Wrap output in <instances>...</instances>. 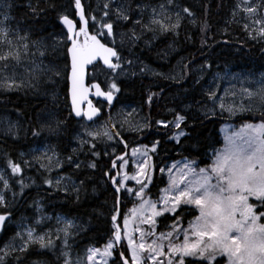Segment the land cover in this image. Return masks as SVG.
<instances>
[{
  "label": "snow or ice",
  "instance_id": "1",
  "mask_svg": "<svg viewBox=\"0 0 264 264\" xmlns=\"http://www.w3.org/2000/svg\"><path fill=\"white\" fill-rule=\"evenodd\" d=\"M110 2L111 0H108L103 5L104 17L109 15L107 9ZM73 3L75 8L73 15L79 17L78 22L70 19L69 15L65 13L58 14L59 22L66 29L65 39L71 42L70 46L64 45L66 52L63 55L70 56L71 60L70 69L68 64L64 63L65 79L69 80L71 84V112L76 117L83 116L91 121L98 114L99 109L87 99L90 88L94 89V95L103 97L108 104H111L114 93L120 91L115 82L117 77L113 74H116L118 69L121 70L119 75H125V73L122 70L118 51L114 47L108 46L107 42V38L113 37V22L97 20L95 16H91L92 27L96 31L89 35L88 14H86L81 0H73ZM166 4L172 5L173 0H166ZM241 4H243L242 9ZM28 7L33 16L37 17V7L30 3ZM145 7L149 6L138 5L141 14ZM150 7L151 14L148 21L141 24V20L137 19L133 21V24H141L143 30L151 31L154 35L157 32H176L183 19L181 13L193 17V13L187 7L174 13L165 6V3ZM11 8L12 5L7 3V0H0V89L11 91L19 89L22 85L31 87L32 84L28 77L38 79L36 76L38 71H51L53 75L60 76L61 69L58 65H53L51 68L45 66L44 69H41L42 61L37 63L35 60L37 54L43 57L47 51L48 46L42 40H30L27 31L22 34L18 26L15 28L9 26L8 22L13 19L9 14ZM241 10L246 14L243 17L245 23L242 27L248 38L264 42V0H258V2L257 0H252V2L240 0V3L236 4L233 9V17L237 16L238 11ZM128 12L129 9L124 5L113 9V14L119 21H128ZM173 15L175 16L174 20L172 19ZM190 22L194 24L196 21L191 19ZM77 23H79V28H77ZM97 25H99L98 28ZM257 25L259 27H256ZM207 27L206 23L202 24L201 32ZM130 32V38L133 41L140 38L134 28L130 29ZM119 35L121 43H123L125 33H119ZM81 36H83L82 41L78 39ZM98 36L105 37L106 42L102 43ZM110 42L115 44V39L113 38ZM59 46L60 42L53 45V50ZM261 51H264V48ZM97 60L102 62L107 71L102 69L100 64H94V61ZM22 61L30 63L32 67L31 69L24 67L21 74L17 72V68L22 66ZM125 62L131 63L130 61ZM89 65L93 67L87 69L88 71L106 77L107 90H102L97 83L85 86L86 68ZM18 76H21L19 82L17 81ZM215 79L220 81L225 77L217 73ZM230 79L239 80L243 84L246 78L242 79L239 74H233ZM255 83L258 85L255 92H249L247 87H242L239 94L235 91L229 93V90L225 89V95L230 94L233 97L239 95L241 99L244 96L254 97V102L264 107V73L260 74V79ZM152 95L150 94L147 98L149 103L152 100ZM53 98H55V93H53ZM208 98L212 101L213 107L207 108L206 114L214 115L217 105L221 113L227 111L230 115L246 110L243 103L237 104L235 100L226 102L223 97H217L215 90L209 92ZM85 102L87 108L83 110L81 105ZM185 107H190V105H185ZM186 115L187 113L175 116L172 121L174 128H181V122L185 121ZM60 123L57 121V127ZM157 123H161V121H157ZM12 127L14 125L9 126L8 132L12 131ZM147 127L150 125L145 121L143 124L132 125L131 130L140 131ZM184 127L187 128L188 124L185 123ZM85 134L93 139L103 136L108 141L119 136L118 132L113 133L106 125L103 132L86 129ZM33 135H39V132L33 131ZM181 136L191 139L184 129L173 132L170 138L179 142ZM81 143H89V141H81ZM157 143L159 141H154L151 149L147 145L132 148L131 157L135 164V170L131 175L118 171L116 176H119L120 179L117 180L115 176H109L108 172L104 173L105 176H109L113 187L114 204L110 216L113 227L102 248L89 247L84 257L70 260L69 239L75 225L71 221H64L60 217L56 218L57 223L62 225V227L56 228V238L61 239L63 245L60 254L65 258L64 264H87V262L97 264V256L100 257L102 264H109V261L111 264H186V258H191L187 264H225L224 261L218 260V257L226 258V264H256L254 252L249 250L245 256L243 250L249 245V237L255 230H264V224L258 223L264 219V123L258 125L248 123L238 131L225 134L224 145L222 148L214 150L210 165L200 167L194 160L187 161L185 158L183 167L176 175L173 173L177 169L178 163L160 167L159 173H167L169 184L167 188L161 190L162 194L158 199L151 200L146 198L149 186L152 184L154 171V166L151 168L149 166V160H151L149 151L155 153ZM125 148H127L126 144ZM92 155L99 156V153L93 152ZM48 159L51 161L52 157H48ZM116 159L121 161L120 169L129 163L125 159V155L117 156ZM7 164L13 174L21 172L19 164L13 163L11 160H8ZM55 166H60L59 160L56 161ZM74 166L79 168L80 164L76 162ZM96 166L95 162L88 165L90 168H96ZM111 166L112 168L118 167L115 160L111 162ZM41 167H48L50 170L51 166L42 164ZM129 180L135 181L139 188L134 189L126 186L125 182ZM0 181L3 182V188H9L8 180L3 174H0ZM44 182L50 186L53 184L50 179H45ZM19 183L21 189L27 187L22 179ZM60 185L61 179L57 178L55 186L60 187ZM122 191L126 197L138 198L140 203L130 210L131 215L124 214L121 217L123 221L121 226L117 221ZM15 195L16 193H13V196ZM183 206L194 207L198 211V215L189 220L186 227L181 224V217L187 210ZM7 207L5 196L0 192V208L6 209ZM165 213H169L170 216L165 217L162 222L167 223L169 219L173 220L171 230L161 231L157 234L155 230L156 218L164 216ZM10 216L11 213L8 211L0 212V230H3L5 222L9 221ZM42 219H51V217ZM133 222H138L136 227H130ZM40 223L41 219H37L36 224ZM140 225L147 227L143 228ZM16 237H20L19 245L14 243ZM52 237V232L40 234L34 227H25L23 233L17 231L13 241L0 248V264H7L9 257L12 258L14 264H20L21 256L14 254L26 253L32 245H36L40 249L54 248ZM162 257H166V259L162 260Z\"/></svg>",
  "mask_w": 264,
  "mask_h": 264
},
{
  "label": "trees",
  "instance_id": "2",
  "mask_svg": "<svg viewBox=\"0 0 264 264\" xmlns=\"http://www.w3.org/2000/svg\"><path fill=\"white\" fill-rule=\"evenodd\" d=\"M127 1L142 4L152 3L155 0ZM174 1L180 9L189 8L193 17H188L186 13H183V20L176 32L170 31L161 35L156 43L155 39L150 37L145 45L140 42L129 48V52L135 59L152 65L156 71L159 70L160 74L151 75L150 79L145 76L118 81L120 103L141 108L140 110L144 109L145 113L147 112L146 118L150 125L144 133L123 134L122 139L126 142L127 148L121 143L118 146L119 154H126L127 149L138 144L151 146L154 141H159L157 150L153 153L154 177L147 191L152 199H158L161 190L166 186V179L159 173V168L167 162L186 158L194 160L200 167L210 165L214 150L220 149L224 145L221 134L223 125L233 124L238 127L257 121L264 123V110L248 111L237 117L221 113L206 114V109L211 104L206 84L214 74L227 71L264 73V51H261L264 48V42L248 38L242 27L245 23L243 19L245 14L242 10L238 11L237 16L233 17L232 15L235 5L240 3V0ZM8 3L12 5L9 10V14L13 17L9 21L10 26H18L22 33L27 31L30 40L44 42L55 33H61L63 28L58 19L59 13H65L77 22L76 16L73 15L75 12L73 0H8ZM29 3L37 7V17H34L30 11ZM82 3L86 14H88L90 31L94 34L90 17L94 15L95 0H82ZM41 9L43 11H40ZM191 19H195L196 22L191 23ZM111 21L115 30H125L131 24L124 25L114 17ZM205 23L208 27L201 32V25ZM111 46L122 54V47ZM65 52V50L61 51V54L55 52L57 58H51V51H49L46 59L50 64L55 65L56 63L62 70L63 82L59 90L61 97L59 106L56 107L47 100V102L40 101L31 93L0 91V111L7 114L12 113L14 119L21 125V131L15 138L11 135L0 134V168L11 171L7 164L8 160L22 166L25 154L30 148L40 144L38 141L43 138L42 133L39 140H37L38 135H33V131H40L39 116L51 107L57 109V115L61 122L59 127L53 126L55 136L51 142L65 161L71 158V161H66L61 174L74 178L78 183V189L76 193L53 191L47 188L22 190L18 183L21 176L14 177V174H11L12 189L3 194L8 207L0 208V212L11 213V220L5 226L0 237V248L16 236L15 223L23 218H29L31 222L36 221L39 204L45 208L48 217L61 215L81 222L82 230L70 240L71 248L78 252H82L88 247H102L113 227L110 216L113 210L114 192L109 178L104 173L116 174L119 170L112 168L111 162L115 160L119 166V160L107 156L103 150L91 149V145L71 144L76 132L77 121L71 112L67 116L68 119L67 117L63 118V115L68 114L67 111L70 110L68 80L65 79L66 72L64 70V63L66 62L69 66V59L68 56L63 55ZM124 52L126 55L127 50ZM58 55H62V58L59 59ZM177 60L182 64V72L186 67L188 71L185 75L178 72L176 78L173 79L168 73L175 67ZM198 72H200V77ZM88 82H97L103 88L106 85L105 76L95 72L89 74ZM150 94L153 95L149 103L147 98ZM161 96L163 99H160ZM156 97H158L157 100ZM185 105H190V107L186 108ZM170 109L172 111H169ZM185 113H187L185 121L181 122V128L177 130L184 129L191 139L183 136L177 142L170 138L176 129L170 126H157V121H173L176 115H185ZM185 123L188 124L187 128L184 127ZM93 152H98L99 156H93ZM76 162L80 164L79 168L74 166ZM92 162L96 163V168L88 167ZM33 171L21 169L20 173L39 177V174H34ZM39 179L42 181V178ZM1 189L2 185H0ZM13 193L16 195L13 196ZM121 196L119 224L122 222L121 217L128 212L129 208L126 197L123 193ZM183 207L187 210L181 217V224L187 225V222L193 219L197 213L194 208ZM168 216L170 215L167 214L158 220L160 232L166 230L167 226L173 223L171 219L167 223L162 222ZM35 227L40 232L47 227L51 230L55 228L53 221L40 226L35 225ZM53 240L54 248L40 249L38 246L32 245L26 253H15L14 255L21 256L20 264H60L61 241L57 238H53ZM189 259L191 258H186V264ZM218 260L225 262L224 258ZM7 264H14L11 257L8 258Z\"/></svg>",
  "mask_w": 264,
  "mask_h": 264
},
{
  "label": "rangeland",
  "instance_id": "3",
  "mask_svg": "<svg viewBox=\"0 0 264 264\" xmlns=\"http://www.w3.org/2000/svg\"><path fill=\"white\" fill-rule=\"evenodd\" d=\"M108 2V0H95L94 3V15L97 20L103 19V20H109L111 21V19L114 17L115 15L113 14V9L116 8L119 5H124L126 8L129 9L128 15H129V20L128 21H119L120 23H123L124 25H128L129 23H131L127 29L125 30H115L114 29V25H113V37L111 38H107V42L109 43V45H118L120 47H122V56L121 58V65H122V70L124 71L125 75H119L120 73V69L117 70L116 74H113L114 76H116L117 78L115 79V82L117 84V82L121 79L127 78L130 75H133V73L139 72L140 74H142V72L146 71L149 75H158L157 73H159V70L155 71V69L152 67H142L140 64V61L135 59L133 57V55L129 52V48L133 45V44H138L140 42H142V44L145 45V42L147 41L148 38L151 37V39H155V43L156 41L159 39V37L163 34H166L168 32H164V33H160L157 32L155 35L153 34V32L151 31H146L143 30L141 27V24L146 23L149 19V16L151 14V7L150 6H155V5H159L160 3H165V6L169 9L172 10V12L174 13L175 11L180 10L179 7H177L178 5L175 3V1L173 0V4L172 5H167L166 4V0H155L152 3H142V4H134L132 2H129L127 0H111V2L109 3V8L107 9V11L109 12V15L107 17L103 16V12L105 11V9L103 8L104 3ZM249 2H252V0H249ZM8 3V0H7ZM90 4V3H89ZM91 5V4H90ZM138 5H146L149 7H145L143 13L141 14L140 9L138 8ZM243 7V4H241V9ZM245 14V13H244ZM181 15L183 16V13H181ZM246 15V14H245ZM140 19L141 20V24H133L134 20ZM172 19H175V16L173 15ZM183 20V19H182ZM181 20V21H182ZM9 24V22H8ZM10 26V24H9ZM12 27V26H11ZM99 27V25H97V28ZM256 27H259V25H257ZM15 28V27H14ZM135 30L136 34L140 37L138 40L133 41L130 37H131V33H130V29ZM180 28V27H179ZM178 28V29H179ZM176 29V30H178ZM96 29H94V33H95ZM106 32V29L104 30ZM22 33V32H21ZM66 31L63 29V31L57 32L55 33L53 36H51V38L46 39V41H44V44H46L47 47V51L45 52V55L43 57L39 56L37 54V56L35 57V60L37 61V63H40L42 61V63L40 64L41 69H44L45 66H47L48 68H51L54 64H50V62L46 61L48 55L47 52L51 51L50 57L51 58H57L56 53H60L61 51H66V48L64 47V45L68 46V42L65 39V34ZM119 33H125V36L123 38V43H121V37L119 35ZM23 34V33H22ZM100 37V36H99ZM103 38L104 41L106 42V38L105 37H100ZM115 39V44H111V40ZM81 41V40H80ZM58 42H60V46L57 47L55 50H53V45H56ZM124 50H127V54L125 55ZM56 52V53H55ZM61 54V53H60ZM59 59L62 58V55H58ZM125 61H130L131 63H126ZM177 64H175V67L172 68L171 72L168 73L170 75V77H172L173 79L176 78V75L178 74V72L183 75L187 74L188 68H184L183 72H182V64L178 62H176ZM56 65V63H55ZM27 67L29 69H31L32 65L26 61H22V66L20 68H17V72L18 73H23V68ZM135 70V71H134ZM170 71V70H169ZM199 71V69H198ZM160 74V73H159ZM222 77H225V79L217 81L215 79L216 74H214L209 81L207 82V87H206V91L209 94V92L211 90H215L216 91V95L217 97H223L224 100L226 102L235 100L237 104L239 103H243L245 106V111H238L236 112L235 115H230L229 112L224 111L221 113L218 105L216 107L215 110V114L216 113H221V114H228L231 117H237L238 115L244 114L245 112L248 111H262L264 110V107H262L259 103H255L254 102V97L249 98L247 96H244L243 99L240 98L239 95L233 97L232 95H225V89L229 90V93L235 91L237 94L240 93V90L242 87H247L249 92H255L258 85L255 83L256 80L260 79V74L261 73H248V72H233V71H227V72H222L219 73ZM233 74H239L240 77L242 79H245V82L243 84H241V82L239 80H231L230 77ZM251 74V75H249ZM135 75V74H134ZM133 75V76H134ZM199 77L200 72H198ZM36 76L38 77V79H31V77L29 76L28 79L31 81L32 86L29 87L27 85H22L19 89H14L11 91H5L3 89H0V91L3 92H7V93H31L33 94L38 100L40 101H45V102H52V104H54L56 107L60 105L61 103V97L59 94V90L60 87L62 86V82H63V74H62V70H61V75L60 76H55L52 74L51 71H38L36 73ZM49 77H51V79H49ZM186 77V76H185ZM21 79V76L17 77V81L19 82V80ZM106 79V77H105ZM53 93H55V98H53ZM163 99V96H161ZM158 99V97H156V100ZM47 100V101H46ZM211 101V100H210ZM149 104V103H148ZM212 101L210 104L209 108H212ZM147 113V112H146ZM146 113L145 110L143 109V112L139 109L136 108L134 106H123L120 108H117L115 110L114 113H112V115L108 116V114H104V116H102L100 119H98V121H95L91 124H87L85 121L81 122V121H77L76 123V132L74 134L73 140L72 142L74 143V145H91L92 148L91 149H98V150H103L105 153H107V156L109 157H114L116 158L117 156H120V154H118V146L121 144V142L119 141V137L122 138L123 134L125 135H135V134H141L144 133L147 128H144L140 131H133L131 130V126L135 125L137 123L143 124L145 121L148 122L147 118H146ZM72 115V113H71ZM180 115V114H178ZM67 115L66 113L63 115V118H66ZM68 119V117H67ZM39 126H40V131H39V135L37 140L40 139V134L42 133V135L47 134H52L53 136L55 135V132L53 130V126L55 125L57 127V121H60V119L58 118L57 115V111H55L54 109H52L50 107V109L48 111H45L43 113V115L39 116ZM260 123H263L262 121H257V122H253L251 124L254 125H258ZM248 124V123H245ZM245 124H243L242 126H235L233 124H225L222 126L221 128V134L223 136V139L225 137V134H231L233 131H238L240 128H242ZM12 127V131L8 132L9 126H13ZM108 126L110 128V130L113 133L118 132L119 136L115 137L114 140L112 141H108L106 138H104L103 136H99L96 137L95 139H93L92 137H89L85 134L86 129L87 130H99L100 132H103L104 130V126ZM158 127H168L170 126L171 128H174L172 121L169 122H165V121H161V123L157 124ZM176 129V128H174ZM21 131V125L20 123H18L15 119L14 116L12 115V113H5L3 111H0V134L3 135H18ZM175 132H179V130L176 129ZM79 134V135H78ZM183 136H181L179 138V140L182 138ZM45 137L42 138V140L38 141L40 144H36L37 145H42V146H37L36 148H32V150L28 152V154H25L24 161L22 162V166L21 169L25 170L26 169H31V170H35L38 174L39 177H34V176H29L28 173L26 174H22V173H18V174H14V177H17L18 175L21 176V179L23 180L24 184L27 185V187H24L22 190H25L27 188H47L53 191H62V192H70V193H76L77 189H78V183L74 180V178H72L71 176H66L61 174L59 175H55V176H50V174L56 173L59 170L62 171L66 161L65 159L55 155L53 156L51 150H49L50 147L44 146L42 142L44 140ZM175 140V139H172ZM81 141H89V143H81ZM177 141V140H175ZM93 144L95 145L93 147ZM49 145V144H46ZM144 144H138L135 147H141ZM148 146V145H147ZM152 146V145H151ZM151 146H148L149 149H151ZM157 145H156V150H157ZM131 150L132 148L127 149L126 154H121V155H125V159H127L129 161L128 165H126L123 169H120L119 166L117 167L119 171L123 172V173H127L128 175H131L133 173V171L135 170V164L133 163L132 157H131ZM74 152V151H73ZM149 156L151 157V160H149V166L150 168L152 166H154L153 163V153L151 151H149ZM48 157H52L51 161L48 159ZM39 158V159H37ZM59 160L60 161V166L56 167V161ZM118 160V159H117ZM187 161H191L189 159H186ZM117 162V161H115ZM185 162V159L183 160H179V161H169L167 162L163 167L167 166H171L174 163H178V167L177 169L174 171L173 175H176L180 169L183 167V163ZM45 165V166H51L50 170L48 167H41V165ZM121 164V161L119 160V165ZM154 171H155V167H154ZM154 171H153V176H152V181H153V177H154ZM8 173V174H7ZM44 173V174H43ZM0 174H3L5 176V178H7L8 183H9V188L5 189L3 188V182L0 181V185H2V189L0 190V192H2L3 194L9 190L12 189V176L11 174L12 171L9 170H3L2 168H0ZM116 175V174H114ZM164 175L165 179H166V186L163 188H167L168 184H169V179H168V175L167 173L162 174ZM42 178V181L39 179ZM57 178L61 179V185L60 187H56L55 186V180ZM20 179V180H21ZM45 179H50L53 181V184L50 186L49 184H46L44 181ZM120 179V177H119ZM19 180V181H20ZM41 182V183H40ZM19 183V182H18ZM126 186L129 187H133L135 188H139V185H137L135 183V181L129 180L126 181ZM20 185V183H19ZM150 187V186H149ZM75 189V190H74ZM122 193L124 194V192L122 191ZM162 194V192H161ZM160 194V195H161ZM125 196V194H124ZM126 197V196H125ZM146 198L151 199V200H156V199H152L149 194H146ZM126 201L129 203L128 206V212L126 214L131 215V209L133 207H136L139 205L140 200L138 198L135 197H126ZM39 204V203H38ZM39 206V210L37 207V212H36V217L35 220L37 219H41V223L40 224H36V221L31 222L29 218H23L22 220H20L18 223L16 224L17 227V231H20L21 233H23L24 228L25 227H35V225H44L48 222H54V227L52 230L49 229V227L44 228L42 232H40L39 230L36 229L37 233H44V232H52L53 233V238H56V228L57 227H62L61 224L57 223V217H60L62 220L64 221H71L75 227L72 229V236L69 239V244L70 240L72 238L75 237V235L82 230V224L81 222H79L78 220L75 219H71L69 217L66 216H51V219H42L43 217H48L45 213V208L43 206H41L40 204ZM186 207H190V206H186ZM190 208H194V207H190ZM196 215H198V211L196 210ZM170 215L169 213H165V215ZM163 217V216H161ZM161 217H157V225H156V232L157 234L160 233V231L158 230V220ZM13 223V222H12ZM119 223V222H118ZM123 221L120 223V225L122 226ZM138 224V222H133L132 224H130V227H136ZM183 225V224H182ZM184 227H186L187 225H183ZM140 227L146 228V225H140ZM171 230V225L167 226V229L164 231H168ZM16 231V232H17ZM138 236V234H136ZM13 241V239L11 240ZM61 241V239H60ZM21 242L20 237H16L14 240V243L16 245H19V243ZM60 251L61 248L63 247L62 243L60 242ZM4 246H2L1 248H3ZM103 247V246H102ZM99 247V248H102ZM89 248V247H88ZM86 250H83L82 252H78L77 250H75L74 248L68 249L70 255H69V259L70 260H75L77 257H84L86 254ZM59 251V254H60ZM220 258H224V257H218L217 259ZM60 259L61 262L60 264H64V257L60 254ZM162 260L166 259V257H162ZM225 259V264H226V258ZM97 260V264H102V262L100 261V257L97 256L96 257ZM111 261H109L110 264ZM87 264H91V262H87Z\"/></svg>",
  "mask_w": 264,
  "mask_h": 264
},
{
  "label": "flooded vegetation",
  "instance_id": "4",
  "mask_svg": "<svg viewBox=\"0 0 264 264\" xmlns=\"http://www.w3.org/2000/svg\"><path fill=\"white\" fill-rule=\"evenodd\" d=\"M89 30H90V28H89ZM107 31V30H106ZM90 33H91V31H90ZM91 34H93V33H91ZM99 37V36H98ZM82 38H83V36H81L80 37V40L82 41ZM100 38V37H99ZM100 39H102L103 41H104V39L103 38H100ZM105 42V41H104ZM44 43V42H43ZM109 44V43H108ZM68 46H70V43L68 42ZM119 53V55H120V57L122 56L121 55V53L120 52H118ZM100 64V63H99ZM140 64H141V66L142 67H144V68H146V67H150V68H152L153 66L152 65H149V64H145V63H142V62H140ZM101 65V64H100ZM101 67L102 68H104L102 65H101ZM154 68V67H153ZM104 70L105 71H107L106 70V68H104ZM91 72L89 71V74H90ZM89 76V75H88ZM147 77V79L151 76V75H149L146 71H144V72H142V74H140L139 72H136L135 73V75L133 76V75H130V76H128L127 78H143V77ZM167 76V75H166ZM127 78H124V79H121V80H125V79H127ZM150 79V78H149ZM91 83H89L88 82V85H90ZM184 84V83H183ZM106 85H107V81H106ZM105 85V87L103 88L102 87V89L103 90H107V86ZM185 85V84H184ZM117 86L119 87V85H118V82H117ZM61 91H62V89H61ZM114 95L116 96V99H115V102L112 104V105H110V104H108L107 102H103V101H101V100H93L94 101V103H95V106L101 111V116H100V118L102 117V116H104V114L106 113V114H108V116H110V115H112V113H114L115 112V110L117 109V108H120V107H123V106H125V104H123V103H120V100H119V97H118V92H115L114 93ZM141 109V108H140ZM55 111H57V109H54ZM142 112H143V110H141ZM69 112H71V108H70V110H68L67 111V115H69ZM72 113V112H71ZM99 118V119H100ZM98 121V120H97ZM81 122H84V120H81ZM17 136V135H16ZM16 136H14V135H12V137L13 138H15ZM55 136V135H54ZM54 136H53V133L52 134H45V135H43V137H45L44 138V140L42 141V142H45V143H43L44 144V146H47V147H50L49 148V150H51V152H52V154L53 153H55V155H57V156H59V157H61V158H63V156L61 155V153L57 150V149H55V145L54 144H52V142H51V140L54 138ZM119 141L122 143V145H125L126 144V142L121 138V137H119ZM46 144H49V145H46ZM71 144L72 145H74V143L73 142H71ZM38 146V145H37ZM36 145L34 146L35 148L37 147ZM39 146H42V145H39ZM38 146V147H39ZM34 147H32V148H34ZM32 148H30V151L32 150ZM74 149V148H73ZM29 152V151H28ZM28 152L26 153V154H28ZM71 152H72V147H71ZM118 154H119V152H118ZM124 154V153H123ZM121 155V154H120ZM71 157V156H70ZM24 158H26V157H24ZM69 159H66V161H68ZM71 161V160H70ZM34 172V174H37V172L34 170L33 171ZM55 175H61V170H59L58 172H56V173H53V174H50V176H55ZM66 176H69V175H66ZM109 176H115V175H109ZM109 176H107V178H109ZM35 177V176H34ZM35 189H38V190H40V188H37V187H34ZM68 192V191H67Z\"/></svg>",
  "mask_w": 264,
  "mask_h": 264
},
{
  "label": "water",
  "instance_id": "5",
  "mask_svg": "<svg viewBox=\"0 0 264 264\" xmlns=\"http://www.w3.org/2000/svg\"><path fill=\"white\" fill-rule=\"evenodd\" d=\"M81 3H82V0H81ZM82 5H83V3H82ZM85 10V9H84ZM71 19V18H70ZM76 19H77V22H78V20H79V17L78 16H76ZM75 21V20H74ZM60 25L62 26V28L66 31V29L64 28V26L60 23ZM77 28H79V23H77ZM88 30H89V24H88ZM89 35H92L91 33H90V30H89ZM79 40H80V37L78 38ZM98 39H100L99 37H98ZM82 40H83V38H82ZM101 40V42L102 43H105L102 39H100ZM69 43H71L70 41H69ZM108 46H111V45H109L108 44ZM68 59H69V68H70V63H71V60H70V56H68ZM101 64L102 65V62H100L99 60H97V61H94V64ZM103 66V65H102ZM93 66L92 65H89V66H87V68H86V75H85V86H89L88 85V75H89V71L87 70V69H90V68H92ZM104 68H105V66H103ZM94 83H97V82H94ZM97 84H99V83H97ZM100 85V84H99ZM100 87H101V89H102V86L100 85ZM70 88H71V84H70V81L68 80V96H69V104H70V108H71V92H70ZM103 90V89H102ZM87 99L88 100H90L91 102H92V104H93V106L94 107H96L95 106V103H94V101L93 100H101V101H103V102H107L103 97H98V96H96V95H94V89H91L90 88V90H89V94H88V97H87ZM115 99H116V96L114 95V97H113V100H112V103L110 104V105H112L114 102H115ZM108 103V102H107ZM81 108L83 109V110H86V108H87V103L85 102V103H83L82 105H81ZM97 108V107H96ZM72 116L74 117V119L75 120H77V121H81V120H84L87 124H91V123H93V122H95L96 120H98L99 118H100V116H101V111L99 110V112H98V114L96 115V116H94L93 117V119L91 120V121H89L87 118H85V117H83V116H81V117H76L75 116V114L72 112ZM115 178L117 179V180H119V176H116L115 175ZM122 192H121V194H120V203H121V200H122ZM120 203H119V206H118V209H119V213H118V219H119V216H120ZM11 220V216H10V218H9V221ZM9 221H6L5 222V226L7 225V223H9ZM117 223H118V221H117ZM119 224V223H118ZM5 228V227H4ZM4 228H3V230H0V237H1V235H2V233H3V231H4Z\"/></svg>",
  "mask_w": 264,
  "mask_h": 264
},
{
  "label": "clouds",
  "instance_id": "6",
  "mask_svg": "<svg viewBox=\"0 0 264 264\" xmlns=\"http://www.w3.org/2000/svg\"><path fill=\"white\" fill-rule=\"evenodd\" d=\"M258 223L264 224V219ZM249 250L254 252L256 264H264V230L257 229L250 235L249 245L243 250V254L247 256Z\"/></svg>",
  "mask_w": 264,
  "mask_h": 264
},
{
  "label": "bare ground",
  "instance_id": "7",
  "mask_svg": "<svg viewBox=\"0 0 264 264\" xmlns=\"http://www.w3.org/2000/svg\"><path fill=\"white\" fill-rule=\"evenodd\" d=\"M131 33V32H130ZM135 71V70H134ZM156 71V70H155ZM160 73V72H159ZM79 135V134H78ZM122 204V203H121ZM121 208V207H120Z\"/></svg>",
  "mask_w": 264,
  "mask_h": 264
}]
</instances>
